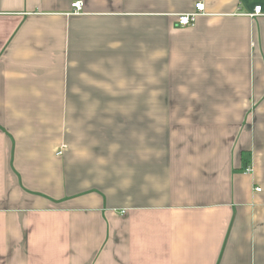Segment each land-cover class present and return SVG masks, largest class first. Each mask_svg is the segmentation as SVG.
I'll return each mask as SVG.
<instances>
[{
    "label": "crops",
    "instance_id": "crops-1",
    "mask_svg": "<svg viewBox=\"0 0 264 264\" xmlns=\"http://www.w3.org/2000/svg\"><path fill=\"white\" fill-rule=\"evenodd\" d=\"M257 6L0 0V264H264Z\"/></svg>",
    "mask_w": 264,
    "mask_h": 264
},
{
    "label": "built area",
    "instance_id": "built-area-1",
    "mask_svg": "<svg viewBox=\"0 0 264 264\" xmlns=\"http://www.w3.org/2000/svg\"><path fill=\"white\" fill-rule=\"evenodd\" d=\"M72 8L75 9L76 12L81 11V6L80 3H75L72 5ZM204 14V6L202 3H199L195 5L194 11L192 13L188 14H182L177 17V23L179 27H193L195 20L197 17L201 16ZM259 16H264V13L262 11L261 6L255 7L254 11L249 14V17L251 18H256ZM60 155V154H57ZM256 192H260V189H256Z\"/></svg>",
    "mask_w": 264,
    "mask_h": 264
}]
</instances>
